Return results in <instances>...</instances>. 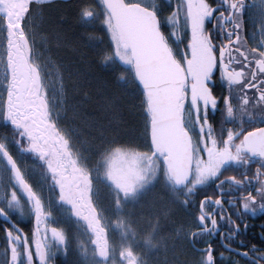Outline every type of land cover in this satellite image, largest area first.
I'll return each mask as SVG.
<instances>
[{
  "label": "snow or ice",
  "instance_id": "obj_1",
  "mask_svg": "<svg viewBox=\"0 0 264 264\" xmlns=\"http://www.w3.org/2000/svg\"><path fill=\"white\" fill-rule=\"evenodd\" d=\"M33 2L40 4L43 0H0L4 39L0 120L10 126L8 134H0V165L7 172L6 190L0 196L5 252L10 249L6 264H50L55 256L54 242H64L57 229L49 228L42 195L27 179L20 160L24 154H33L56 173L57 146L68 143L52 104L54 92L49 91L47 67L40 59L43 54L35 47L34 35L29 34ZM168 5L165 9L157 0H79L77 13L85 25L99 22L110 37L109 47L102 48L98 56L104 66L118 73L117 83L127 86L131 75L132 86L141 90L153 144L161 115L178 140L183 138L190 145L192 133L198 134V150L206 159L197 165V178L186 186L185 204L191 205L187 197L209 178H215L221 195L225 184L230 192L244 184L250 188L235 202L208 195L199 202L194 218L198 231L191 235L194 244L201 240L206 244L197 250L200 264H216L206 237L219 231L217 215L231 225L224 236V247L244 257L247 264H264V248L253 245L240 252L230 247L241 234V226L224 208L229 204L241 220L245 214L264 212V166L257 168L255 184L247 180V172L244 181L218 175L227 161H240L245 153L264 162V0H168ZM249 25L253 29L250 35ZM237 108L242 114L239 117ZM253 111L258 116H253ZM210 113L222 117L219 138ZM237 122L239 127H225ZM245 123L253 126L246 129ZM21 199L30 205L34 221L28 233L13 222ZM243 227L247 229L246 224ZM244 246L239 241V247Z\"/></svg>",
  "mask_w": 264,
  "mask_h": 264
},
{
  "label": "rangeland",
  "instance_id": "obj_2",
  "mask_svg": "<svg viewBox=\"0 0 264 264\" xmlns=\"http://www.w3.org/2000/svg\"><path fill=\"white\" fill-rule=\"evenodd\" d=\"M33 6L42 7L44 5L35 4ZM41 13L42 11L36 9L32 14L31 32L35 41L36 39L41 41L44 46L43 49H39V52L43 54L41 56L47 63H52L47 69L49 91L54 92L52 103L57 108L60 127L67 132L73 154L79 159L84 169L83 173L91 181L89 196L101 214L103 225L106 226L109 234L112 257L107 264L183 263L184 258L190 256L185 251L186 234L183 224L180 221L175 223L174 219L176 215L183 217V212L178 209L174 187L164 175L161 163L159 160L150 159L152 150L148 140V125L147 122L141 120L144 114L142 100L135 103L136 114L140 117L135 130L136 134L133 135V138H136L135 141L132 142L130 139L126 144H120L115 139V141L103 143L104 145L90 143L80 123L84 107V103L78 100L80 84L73 79L75 75L69 73L73 64L66 61V58H62L57 51L59 47H65V45H63L64 41L57 31L56 24L54 22L51 24L49 32H45L41 27L42 21L39 16ZM88 26L92 29L102 27L99 22ZM46 44L49 47H46ZM81 45L86 51L92 52V57L98 58L100 50L109 47L104 38L96 34L85 36ZM3 47L4 39L2 29H0V56L3 55ZM72 51L76 52L75 48ZM118 63L120 62L117 61V65ZM123 67L127 66L123 65ZM121 88L134 103L135 98L133 91L131 92V86L123 84ZM0 92H3L2 86H0ZM85 99L83 98L82 101L88 102ZM31 170L34 171V176ZM25 171L32 175L36 183L33 188L42 195L44 200H47V210L56 211L58 209L66 212L60 198L62 190L56 186L54 177L50 179L46 176L48 181L45 178L42 180L36 174L37 168L35 167L26 166ZM6 183L7 172L0 165V196L6 190ZM22 200L16 206L17 208L24 204ZM0 202L3 201L0 200ZM53 217L54 214L48 213L49 220H53ZM51 225L49 222V228H53ZM178 229L182 233L180 240L177 241L180 246V256L175 251L176 245L172 244V240L177 237ZM58 231L64 237L62 245L72 244L70 238L77 242L83 237L82 235L73 237L74 234ZM87 247V245L77 243L76 248L74 246V253L86 258L89 255Z\"/></svg>",
  "mask_w": 264,
  "mask_h": 264
},
{
  "label": "flooded vegetation",
  "instance_id": "obj_3",
  "mask_svg": "<svg viewBox=\"0 0 264 264\" xmlns=\"http://www.w3.org/2000/svg\"><path fill=\"white\" fill-rule=\"evenodd\" d=\"M145 2L150 3L151 0H145ZM175 0H173V3ZM157 3L167 9L169 7L168 0H157ZM40 20H44L43 15H39ZM169 30H171L169 26ZM251 25H249L248 34H251L252 31ZM30 35H33L31 32V28L29 31ZM181 39L185 38V34L183 30H181L180 33ZM258 38V34H257ZM175 39V38H173ZM251 39L249 40V43H251ZM35 47L36 49H43V44L41 41H38L36 39L35 41ZM46 47H49L48 44H46ZM181 48H183V45H180ZM48 55V54H47ZM42 61L45 62L47 69L52 65V63H47L44 59V57H40ZM53 104V103H52ZM237 116H241L239 108L236 110ZM253 116H258V112L253 111ZM210 119L212 120L214 127H215V134L219 138L220 137V125L222 121V117L217 114L216 116H212L210 113ZM243 119L245 121L248 120L247 113L243 114ZM259 121H255V123H258ZM253 125L245 123L244 127L250 128ZM225 127H239L238 122L236 125H233L231 123L225 124ZM10 132V126L6 125V122L3 120H0V134H8ZM65 132V131H64ZM67 132H65L66 138L68 140L67 145H58V155L56 160L54 161V164L58 162V167L56 173H53L48 168L47 163L41 161L39 157L34 156L33 154H24L23 157L20 158L22 162V166L25 169L26 166L28 167H35L37 168V175L41 177L42 180L44 178L46 181H48V177L51 179V177L56 180H59V184L55 183L56 186H58L62 190V195L60 198L62 199L63 208L66 210V212H61L60 210L56 211H48L47 206L48 202L47 200H44L43 202L45 205V209L49 214L57 213L58 219L66 225L69 222L79 225L77 228V233L74 237L83 236L81 239L77 241L79 244L87 245V249H89V255L88 258L96 262V264H102V263H108L110 260L111 254H110V238L106 226L103 225L104 221L97 210L94 202L91 200V197L89 196L91 193V181L88 177L85 176L83 173V166L80 163L79 159L76 157L75 154H73V148L71 147V143L69 142V139L67 137ZM192 145H193V155H194V166H193V174H192V180L189 183L192 184L194 180L198 176V170L197 165L200 164L202 161H204L206 158L203 156V153L199 151V143L200 139L198 134L195 132L191 135ZM152 150V149H151ZM152 155V153H151ZM151 160H159L162 166V171L164 172V175L169 179V176L167 174L166 166L164 159L165 157L159 155L157 157L151 158ZM33 165V166H32ZM264 166V162L261 161V158L259 157H253L247 153L243 154V157L240 161H227L220 169L218 175L222 179H227L230 177H235L238 181H244L245 180V172H247V180L251 181L253 184L256 183L254 179V174L257 170V168ZM86 170V169H85ZM31 173L34 171L31 170ZM27 179L31 183V185L35 186V181L32 177V175L27 174ZM171 182V180L169 179ZM215 178H209L208 181L205 182V185L203 186H197V189L195 190V194L192 196H188L187 198L192 201L191 205L185 204L186 199V188L185 189H176L173 182L172 185L174 187V193L176 194V204H178V209L183 212V217L176 215L174 217L175 223L177 221H180L183 224V229L185 230V251L189 255H192L193 253H198L197 250L204 249L206 245L203 247H198L196 244L193 243L192 239V232L198 231L197 228H195V222L194 218L198 215V205L201 200L205 197V195L212 196L213 198H217L218 196L222 198L224 201L232 200L235 202V198L242 194L243 192H247L250 190L248 184H244L242 188L238 189L236 192H230L229 185L225 184L224 186V194L221 195L218 193L215 185ZM52 187V185H51ZM231 187L235 188V185H232ZM35 189V188H34ZM38 192V191H37ZM53 198V197H52ZM197 199V200H196ZM23 201V200H22ZM54 202V198H53ZM1 203V202H0ZM24 205L28 206L30 208V205L23 201ZM225 211L229 213L232 217V220H234L237 224L241 226V234L231 243L230 247L234 249H238L240 252L248 251L253 245L256 248H264V212H257L255 216L249 214H245L243 216V219H237L234 210L229 206V204L225 203L224 205ZM24 210L22 207L19 206V208L16 207V212L14 215V221L15 223L19 225V222L21 220V216L29 217L30 214L26 211L24 214ZM78 215V216H77ZM217 222H218V228L219 231L216 233H213L211 236H207L206 240L208 243H211L212 249H213V255L215 256V253L220 256L221 259V253H223V259H234L237 264H247V261L242 256H237L234 253H230L225 247V243H227L224 240V236L228 234L229 229L231 228V225L228 223L227 219H221L220 215L216 216ZM31 224L33 226L34 221L30 218ZM52 219H48V225L49 222L52 224ZM180 223V225H181ZM244 224L247 225V229H244ZM182 226V225H181ZM209 227H211L210 224H208ZM5 227V223L2 218H0V229L3 230ZM178 228H180L179 225H177ZM177 237L172 240V244L175 246V251L180 256V246L178 245L177 241L180 240L181 237V230H177L176 233ZM73 239V238H71ZM202 241V240H201ZM239 241L244 242V247H239ZM76 242V241H75ZM0 245H2V241L0 238ZM215 246V247H214ZM177 247V249H176ZM215 248V249H214ZM215 250V251H214ZM5 252V250H4ZM6 253V252H5ZM8 259L10 257V249L7 252ZM201 255V254H200ZM199 255V256H200ZM218 256H215V258Z\"/></svg>",
  "mask_w": 264,
  "mask_h": 264
},
{
  "label": "trees",
  "instance_id": "obj_4",
  "mask_svg": "<svg viewBox=\"0 0 264 264\" xmlns=\"http://www.w3.org/2000/svg\"><path fill=\"white\" fill-rule=\"evenodd\" d=\"M79 0H72L70 2H55L42 7H32V14L36 9L42 11L41 15L44 16V20H41V27L45 32H49L48 29L54 22L60 36L63 38V45L65 47H59L57 49L61 57L66 58V61L73 64L69 73L75 75L73 79L80 84V94L78 96L79 102L84 103L82 110V123L83 130L86 138L90 143L99 145L103 143H109L111 141L118 140L120 144H126L127 140L135 141L133 138L136 134L135 130L139 124L140 117L136 114L135 103L142 100V93L138 87L132 86L131 75H129V86H131V92L134 94V103H132L122 90L123 83H117L116 76L108 67L104 66L98 57H92L91 51H86L83 48L82 41L87 35H95L104 38L106 45L109 46L111 41L110 37L101 30L102 27L92 29L88 25H84L81 22L78 13L77 5ZM80 22V24H77ZM40 28V29H42ZM84 36V37H83ZM103 45V46H106ZM102 46V45H101ZM76 50L72 51V50ZM122 68V64L118 63ZM126 69V67H123ZM65 74V70H63ZM129 88V87H127ZM86 98L87 101H82ZM143 122L149 123L148 117L145 112L141 117ZM150 139V136H149ZM148 139V140H149ZM129 142V141H128ZM150 143V140H149ZM104 145V144H103ZM101 147V146H100ZM102 146L101 148H104ZM197 200V199H196ZM24 201V200H23ZM24 213L27 211L30 214V208L26 205H22ZM23 213V214H24ZM52 227L58 230L67 232L68 234L77 233V226L71 222L64 224L61 219L57 217V213H53ZM30 218L21 216L19 222L20 227L26 233L32 229ZM73 236V237H74ZM0 238L2 245H0V264H6L8 260V254L4 252L7 248L4 231L0 229ZM71 239V238H70ZM69 239V241H70ZM72 244L62 245L61 243H54L55 256L50 261V264H96L88 257L84 258L74 253V246L76 248L77 242L75 239H71ZM74 244V245H73ZM198 247H203L205 242L199 241L196 243ZM215 247V246H214ZM215 249V248H214ZM215 251V250H214ZM200 254L193 253L184 258V262L181 264H200ZM216 264H237L234 259H220V256L215 253Z\"/></svg>",
  "mask_w": 264,
  "mask_h": 264
},
{
  "label": "water",
  "instance_id": "obj_5",
  "mask_svg": "<svg viewBox=\"0 0 264 264\" xmlns=\"http://www.w3.org/2000/svg\"><path fill=\"white\" fill-rule=\"evenodd\" d=\"M151 140L152 158L165 157L167 174L176 188L184 189L192 180L194 155L192 140L177 139L176 134L168 127L164 116L157 120L156 143Z\"/></svg>",
  "mask_w": 264,
  "mask_h": 264
},
{
  "label": "bare ground",
  "instance_id": "obj_6",
  "mask_svg": "<svg viewBox=\"0 0 264 264\" xmlns=\"http://www.w3.org/2000/svg\"><path fill=\"white\" fill-rule=\"evenodd\" d=\"M58 1H62V2H70V1H72V0H43L42 3L37 4V5H46V4H51V3L58 2ZM33 4L35 5L36 3L33 2ZM33 4H32V5H33Z\"/></svg>",
  "mask_w": 264,
  "mask_h": 264
}]
</instances>
